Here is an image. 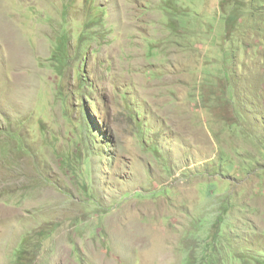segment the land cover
I'll return each instance as SVG.
<instances>
[{
  "label": "rangeland",
  "instance_id": "1",
  "mask_svg": "<svg viewBox=\"0 0 264 264\" xmlns=\"http://www.w3.org/2000/svg\"><path fill=\"white\" fill-rule=\"evenodd\" d=\"M0 264H264V0H0Z\"/></svg>",
  "mask_w": 264,
  "mask_h": 264
}]
</instances>
